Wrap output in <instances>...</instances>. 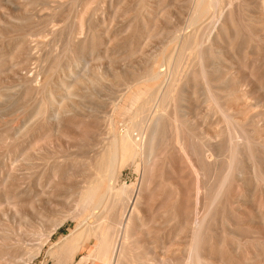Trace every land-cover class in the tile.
<instances>
[{"label":"bare ground","instance_id":"obj_1","mask_svg":"<svg viewBox=\"0 0 264 264\" xmlns=\"http://www.w3.org/2000/svg\"><path fill=\"white\" fill-rule=\"evenodd\" d=\"M79 1H75V8H78ZM87 1L85 0V3ZM107 1L112 7L120 0ZM172 1H174L173 10L177 11L181 8L182 14L184 13L186 17L183 21L184 17L179 16L181 18L179 23L170 24L169 22L170 28L166 25L168 37L171 34V37L177 40L176 44L171 49L169 48L167 54H164L165 49L161 47L155 55L147 56L149 59L145 58L147 61L144 64L138 67L131 66V71H122L123 73L120 72L121 74L114 76L112 80L108 79V74L104 71V74H107L104 75L100 69L101 73L97 71L94 72L96 74L92 73L91 71L95 70L96 66L91 69L89 65H86L84 59V61H78L79 58L76 60V56L74 59L71 56L86 49L89 42L95 38L93 31L98 30L100 21L103 23L101 26L105 28L106 15L103 14L99 20L96 19L94 22L91 21L92 18L88 20L87 10L84 6V11H82V7L80 13H83L82 15L86 16V19L82 18L80 24L78 23L80 32H70V35L67 36L69 39L65 38L68 41L65 49L66 62L57 61V58L52 60L50 56H47L48 60L43 57L47 62L44 61L45 64L40 65L35 71L29 70L27 67L25 69L22 67L23 65L20 68L17 67L15 72H17L18 79L16 81L18 84L14 88L15 90L0 93V101L13 104L12 108L15 110L12 119L2 117L3 112L1 111L0 126L4 131L9 132L10 136L7 140L17 144V147L13 149V154L10 151L0 160L2 198L8 200V191L9 194L10 192L14 193L15 189H20L25 194L29 193L31 190L29 187L33 180L37 187H42L45 184L49 188L46 191L50 189L71 190L70 185L73 184L70 183L71 177H80L73 205L82 210L83 220L70 231L67 237L49 247L47 255L50 258L58 257L61 261L76 264H88V262L93 264H147L148 253H145V250L150 247L145 240L150 236L152 229L158 228L159 236L163 234L164 238L171 239L165 245L166 256H163L162 253L161 259L159 257V260L156 259L158 260L156 264H264L263 150L260 144L252 145L248 137H244V141L236 143L238 137L236 131L243 133V125L237 121L239 117L236 113V104L253 108L255 104L264 100V84L261 81L256 82L257 88H255L256 84L254 83V88L262 94L263 98L257 99L256 96L260 95H256V93L251 97L250 91L252 90L249 88L253 84L250 81L251 74L248 75L249 78L240 81L237 77H239V73L244 72L245 68L243 71L237 69L240 66L236 68L235 57V64L227 66L225 63L226 58L229 59L226 53L228 52V56H231L232 46H235L233 44L237 37L236 28L238 25H244L247 30L253 29V25H259L260 29L257 30L259 34L253 30L250 32L264 44V0H197L198 2L187 0V4H185V0ZM52 2L55 8L61 10L68 1L53 0ZM161 2L158 3L161 4ZM252 2H255L254 6L258 9L255 10V13L250 8ZM85 3L83 5H86ZM141 5L140 9H143L145 4L141 2ZM250 9L252 14L249 13ZM151 10L148 9L145 12L140 10L141 18L147 19L148 24L151 19H161V16L153 15L154 10ZM92 13L95 12L92 11ZM203 18H205L203 21H209L205 26L204 22L190 31L183 32L184 29L195 26ZM157 20L154 22L157 23ZM117 24L120 25V23ZM109 25L111 26V23ZM146 25L144 26L147 27ZM202 25L203 28H201ZM206 27H208L207 31L203 33ZM255 27L258 28V26ZM56 31L50 32L54 35ZM149 36L150 39L151 35ZM144 37L148 42V37L146 35ZM27 39L24 40L26 45L23 43L24 49L31 57L29 60H32L37 58L33 51L35 46L42 47L45 42L40 41V38H33L31 35ZM105 39L109 40L106 36ZM250 39L253 41L252 38ZM231 40L233 44H229L231 46L228 47L230 49L232 47V49L224 51L223 48L229 42L232 43ZM109 41L107 42L111 45L113 42ZM109 44H106L107 47H110ZM144 44L146 45V43ZM102 46L104 47V45ZM21 47L23 46L21 45ZM108 48L105 49V58L110 56ZM234 49L233 51H235ZM94 50V48L89 49L91 55ZM257 50L256 52H258ZM187 51H191L197 60V66L194 70L189 68L190 71H183L184 74L179 76L180 70H183L182 62L186 58ZM241 58L245 59L244 55H241ZM187 61H189L188 58ZM238 61L241 62V60ZM231 62L233 61L231 60ZM241 66L243 65L241 64ZM253 66L255 64H252L251 67ZM163 67H165V75L176 72L175 75L173 74L175 80L169 83L166 89L158 90V81L162 75L159 70ZM236 70L239 71L236 72ZM128 72L132 74L128 75ZM169 76L171 77V75ZM261 78L263 80L264 75ZM104 81L110 87H120L122 99L128 100L133 106L132 117L125 130H119L115 124V117L118 114L129 111L125 105L121 106L113 101L114 103L110 104V115L104 116H100L99 108L101 107L95 103L87 106L86 96L96 98V93L101 94L103 90L99 86L102 88ZM253 82L255 81L253 80ZM152 89H154L153 93L149 92ZM84 91L86 92L84 93ZM145 97L147 98L145 99ZM143 99L145 101L141 104ZM30 100L32 101L30 102ZM30 108L33 110L32 112H30ZM155 108H159L160 111H154ZM3 110L5 111V109ZM26 112L30 117H19L21 113L26 114ZM101 117L102 120H100ZM255 117L254 125L258 130L262 129L263 131L264 111H260ZM223 125L228 143L224 142L226 138L223 133ZM80 129L85 131H81L78 135L77 132ZM73 130L76 131L77 137L85 138L84 141L79 137L81 141H84L83 145L76 143L81 148L79 150L81 152L64 157L59 155L58 157V154L62 152L59 148L62 150L64 147L63 145L58 147L53 143L59 150H55V152L53 149L55 147L49 150L50 160L46 161L47 170L34 171L32 160L38 159L41 153V150L35 146L39 138L49 132V135L51 133L55 138L68 139L69 136L75 134ZM262 131L260 130V132ZM240 135L237 141L241 140ZM63 141L67 144L68 140L64 139ZM86 141L87 143H85ZM259 142L264 144L263 141ZM56 143L60 144L58 141ZM49 144L48 146H53L52 143ZM225 144H227L226 147ZM67 145L71 146L72 143ZM224 149L228 154V159L225 161L228 173L222 178H220L221 173L220 176L218 175L221 183L218 184L220 186L217 185L218 190L214 192L215 177L223 162ZM44 153L46 154V152ZM52 158L57 159L53 161ZM245 162L249 163L250 168L248 165L247 168L251 170V172L248 171L251 175H247L246 168L244 170ZM38 165L40 168L42 164ZM36 166L34 169L38 167ZM128 167L133 168L137 177L131 187L126 183L119 185L124 171ZM78 170H81V174L77 172ZM76 183L73 185L77 186L78 183ZM253 187L254 190H251ZM236 188H239L238 190H241L245 196H248L247 194H250L251 191L262 196L259 205L253 203L249 206L252 215L248 220L243 219L242 210L237 213L239 208L236 209ZM259 200L261 199L259 198ZM15 211L17 213V209ZM67 219L68 217L64 216L53 221L50 230L45 234L41 231L36 232L38 234L34 237L37 239V243L35 241L34 246L27 247L28 245H25L23 239H15L16 242L11 243L13 238L10 237L12 240H8L3 238L5 236H0V264H29L40 256L50 239L52 240L51 237L60 230ZM161 229L162 232H160ZM159 236L157 235V238ZM144 238L145 240L142 241ZM93 240L95 241L93 252L77 262L76 256L85 252L87 244ZM157 240L155 238L154 243ZM153 246L155 245L153 244Z\"/></svg>","mask_w":264,"mask_h":264},{"label":"rangeland","instance_id":"obj_2","mask_svg":"<svg viewBox=\"0 0 264 264\" xmlns=\"http://www.w3.org/2000/svg\"><path fill=\"white\" fill-rule=\"evenodd\" d=\"M0 1H1L0 2V22H2V23H0V36H1L0 37V93L6 92L8 90H11L9 92H13L15 90L14 88H16V86L18 84V82L16 81L18 79L16 77L17 72H15L18 69L17 67L20 68V66L23 65L22 67H24L25 69L28 68L29 70L31 69L32 71H35V69H37L40 65H42L44 63V61H45L44 58H46V60H48L49 56L52 60L57 58V61L59 60V61L66 62L67 57H65V49H66L67 44H68L67 40L69 39V38L67 39V36L70 35V32L78 33V31H79L78 29L80 28L78 23L82 20V18L86 19V16H88L87 17L88 20H91V18H92L93 20H91V21L94 22V21H96V19L99 20L101 18V16L103 14H105L106 15V18H105L106 20L104 22L105 28L102 27L103 23H102V21H100L99 25L97 27L98 30L95 29L93 31L95 38L89 42V45H87L86 49L82 50V52L76 53L77 55L71 53V54H73L71 56V58L74 59V57L76 56L75 57L76 60L79 58L78 61H80V60L84 61L85 60L84 62H86V65H89L91 69L96 66L95 70H93V71L90 70L92 73H94L96 71L99 72V69L103 72V74L105 71L108 74V79H110V80H112L114 76L123 73L122 71H127V70L131 71L132 70L131 66L138 67L139 65L144 64L147 61L146 59H149V58H147V56L151 57L152 55H155L156 53H158V50L161 47H164V49H165L164 54H167L169 51V48L171 49L176 44V41H177L175 38L171 37V34L168 37L167 29H166L167 26H169L168 28H170L171 23L173 24V22L174 23L181 22V18H179V16L184 17V18H182V20L185 19V17H186V15H184V13L182 14L183 10H181V8H180V10H177V11L173 10L174 9L173 8L174 1H172V0H165V2H164V0H159V1L155 0L156 2L155 1L152 2L153 0L152 1L148 0V2H147V0L146 1L145 0H133V1L132 0H120L121 3H120V1H118L119 3L117 2L112 7H110V5L107 3L108 2L107 0H106L107 2L105 0H88L86 3H85V0H83V1L80 0L81 2L79 0H67L68 1L67 4H65L63 9H61V10L54 7L55 5L52 2L53 0H0ZM75 1H79V3H80L78 5V8L74 7ZM161 1H163V2H161ZM185 1H186L185 4H187L188 1L187 0H185ZM194 1L198 2L199 0L198 1L194 0ZM141 2H142V4H145V7L143 9H140L142 6ZM158 2L159 3L161 2V4H159ZM70 3H71V5H70ZM81 3H82V5H81ZM84 3L86 5L87 4H89V5L88 6L83 5ZM155 3H158L159 6H157L158 4L156 5ZM254 3L255 2L251 3L250 8H252V11L254 10L253 12L255 13V10L257 11L258 9L254 6L255 5ZM151 4L153 5V8H152ZM170 4H171V6H170ZM67 5H68V7H66ZM84 6H85L87 13H88V14L86 13L85 17H83V15H82L83 13L82 14L80 13V11L82 10V7H83L82 11H84ZM89 7H90V10L88 11ZM53 9H54V11L56 10L57 12L56 11L54 12ZM148 9H152L151 11L154 10L153 15H155L157 17L161 16V19L160 20L151 19L149 24H148L147 19L141 18V11L145 12ZM92 11H94L96 14L92 13ZM250 11H251V9H250ZM250 11H249V13L252 14L253 12L252 11L250 12ZM89 12H90V14H89ZM54 13H56V14H54ZM21 14L23 17L21 16ZM179 14H182V15H179ZM141 19H143L144 21ZM154 20L155 21L157 20L158 22L156 23V22H154ZM203 20H205V18L201 19L195 26H190L188 29L183 28L184 29L183 32H187V31H190L194 27H198L200 24H203L205 22ZM145 21H147L146 22L147 25H146V23H144ZM169 22H170V24H168ZM208 22L209 21H206L204 23V26ZM108 23L109 24L111 23V26ZM117 23H120V25ZM154 23H155V25H154ZM59 24H60V26H59ZM116 24H117V26H116ZM144 25H146L147 27H145ZM243 26L244 25H238L237 26V28H236L237 29L236 30V36L237 37H236V40L234 41V44H233V41L231 40L232 43L229 42L228 44H226L227 46L225 45L226 48L225 47H224L225 49L223 48L224 51H226V50L228 51V50H231L232 47H233V49L236 47L234 49L235 51H233V49L231 52L229 51L231 56H228L229 53L226 51L227 52L226 56L229 57V59H231L233 54H235V52H236V55H234L233 58L231 59L233 62H231V60H229L228 58L225 57L227 60V61L225 60V63L227 64V66L232 65V63H234V60H235L234 57L236 58V68L238 66H240L241 68L240 67L237 68L240 71H243V68H245L244 72L239 73L240 75L238 74L239 75V77H237L238 80L242 81L245 78H249L248 75L251 74L252 78L250 77L251 78L250 81H251V83H253L252 85H254V83H255L256 87H255V85L254 86L250 85L249 88L252 91H250V89H249V91L251 93L254 92L252 94L250 93V95H251V97H253V95H255V93H256V95H260V96H256V98L259 99L262 97L261 96L262 94H260V92L258 90H256L255 88H257L256 82L261 81L264 84V79L262 80V78H261L264 75L263 74L264 73V70H263L264 66H261L264 64V48H262L264 46V44L262 42L258 41L259 39H257V37H254L252 32H250L252 30H253V32H257V30L259 31V29H260L259 25H253L252 28L253 27L254 28L251 30L250 29L247 30L245 28V26L244 27ZM255 26H258V28ZM101 28H103V29H101ZM201 28H203V25L201 26ZM207 28L208 27H206L203 30V33H205L207 31ZM100 29H101V31H100ZM52 30H57L54 33V35H52V33L50 32ZM104 30H105V32L108 31L107 32L108 35H107V33L105 34ZM165 30H166V32H165ZM68 31H69V33H68ZM238 31H239V33H238ZM95 32H96V34H95ZM65 33H66V35H65ZM257 34H259V32H257ZM30 35L33 36V38H40L41 39L40 41L45 42L44 45H42V47L35 46V48H37V50H35V48H34L33 51L35 52L34 55H36L37 58H35V57H33V58H35L36 60L35 59L29 60L31 57H29V55L27 54V51L24 49L25 47H24L23 43H25V45H26V42L24 40H28L27 38H29ZM104 35L106 36V38H109V40L111 39L112 41L105 39ZM144 35H146L148 37V39L150 37L149 35H151V38L148 40V42L145 39ZM24 38H26V39H24ZM237 38H238V40H237ZM241 38H242V40H241ZM250 38H252L253 41ZM106 40L109 41L110 43L111 42H113V43H111V45H110ZM115 41H117V42H115ZM119 42H120V44H119ZM144 43H146V45L148 47ZM106 44L107 45L109 44L110 47L108 46L109 47L108 48ZM229 44H231V45L233 44L235 46H232L230 49V47H228V46H231V45H229ZM257 44H258V47H256ZM21 45L23 47H21ZM102 45H104V47ZM254 45H256V46H254ZM198 46H199V44L197 45V49H198ZM87 48H89V49L94 48L95 49L93 52V55H91L92 53H90L89 49H87ZM107 48L111 51V53H110V51H108L110 56L105 58V49H107ZM257 48H259V49L257 50ZM256 50L260 54L258 52H256ZM16 51H18V52H16ZM24 52L27 54L28 57L26 56V54ZM87 53H89V54H87ZM24 54H25V56H24ZM190 54H191V51H187L186 58L182 62L183 70L180 68L181 66H179V68L181 69V70L179 69L180 70L179 76L183 75L184 72H186L187 70L190 71V70H194L196 68L197 60L193 57L192 54L191 55ZM80 55H81V57H80ZM241 55H244L245 59L241 58ZM190 57H192V58L190 59ZM187 58L189 59V61H187ZM27 60H29V61H27ZM238 60H241V62ZM36 61H38V62H36ZM29 62H30V64H29ZM45 62H47V61H45ZM128 62H129V64H128ZM227 62H229V63H227ZM237 63H239V65H237ZM241 64L244 67L241 66ZM252 64H255V66L251 67ZM34 65H35V67H33ZM84 65H85V63H84ZM185 66H186V68H185ZM258 66H260V67H258ZM14 68H16V69L14 70ZM189 68H190V70H189ZM96 69H98V70H96ZM164 69H165V67L160 68V70H159L160 72H162V75H161L160 80L158 81V84L160 87V89H159V87L157 88L158 90L166 89V87H168V84L175 80L174 79L175 78L174 73H176V72H170L168 75H165L166 71ZM238 71L236 70V72H238ZM247 72H249V73L247 74ZM99 73H101V72H99ZM99 73H97V74H99ZM106 73L104 75H107ZM244 73H246L247 75ZM94 74H96V73H94ZM130 74H132V73H129L128 75H130ZM169 75H171V77ZM165 79H167L168 81L167 80L165 81ZM253 80L255 82H253ZM103 83L105 86L103 85ZM106 83H107L106 81L102 82V85H103L102 88H101V86L98 85L100 87V89L103 90V91H101L102 95L100 93H96V96H97L96 98L85 95L88 99V100L86 99V101L88 103L87 106H91L92 104L95 103L96 105L101 107V108H99V111H101L100 116H102V115L104 116L106 114L110 115V113H109L110 106H111L110 104L117 102L115 104H119L121 106L125 105L127 107V110H129V111L128 112H121L120 114H118L115 117L116 127L119 130H123V129L125 130L130 118L132 117L131 109L133 108V106L131 105V103L128 100L125 101V99L124 100L122 99V97L120 95V91H119L120 87H110ZM96 89H98V88H96ZM153 91H154V89L150 90L149 92L153 93ZM85 92L86 91H84V93ZM257 93H259V94H257ZM99 94H100V96H99ZM9 95H10V93H9ZM146 98L147 97H145V99ZM256 98H253V99L257 100ZM145 99L141 100L140 103L142 104L145 101ZM99 100H100V102H99ZM31 101L32 100H30V102ZM263 101L264 100L260 101L259 102L260 104L259 103L255 104L254 107H256V108L253 107L251 109L245 107L242 104H236V113L238 114V117H239L237 119V121L243 125V130H242L243 133H241V132L239 133V131H236V135L238 133V135H237L238 137L241 134L240 135L241 140L239 139L240 141H237L238 137L236 136L237 137L236 143L242 142V141H244V137H248L249 140L251 141L252 145L260 144L262 146L263 158H264V146H263L264 144L262 145L261 144L262 142H259V141L264 142V134H263L264 130L263 131H262V129L258 130V128L254 125L255 124L254 121L256 120V119H254V118H256L255 115L257 113H259L260 111L261 112L264 111ZM261 102H262V104H261ZM0 105L2 107L3 106L5 107V108H2L0 106V108H2V109H0V115H1V111H2L3 112L2 117L5 116L4 117L5 119H12L14 116L13 113L15 112L14 108H12L13 104H9V103H5L3 101H0ZM3 109H5V111ZM240 109H242V110L239 112L238 110H240ZM248 109H250V110H248ZM32 111L33 110L31 109L30 112H32ZM154 111L159 112L160 110H159V108H155ZM240 113H242V114H240ZM23 116L25 118L30 117V115H28V112H26V114L21 113L19 115V117H21V118H23ZM240 117L243 120H239V119H241ZM247 117H248V120H247ZM245 118H246V120H245ZM100 120H102V117ZM242 121H244L246 123L244 124V122H242ZM254 127H256V128H254ZM82 128L85 129L84 127H82ZM223 128H224L223 133L225 134L226 131H225L224 125H223ZM0 129H1L0 130V160H1L2 158H4L5 155H8V153H10V151H11V154H13L14 153L13 149L17 147V144L11 143L10 141L7 140V138L10 136L8 131H4L2 129V126H0ZM81 129H80V131L77 132V134L81 133V131H85V130H81ZM246 129L247 130L249 129V131H247ZM260 130L262 132H260ZM73 131L75 134L72 132L71 133L76 135L75 137H72L74 135L70 134L71 136H69L68 139L64 138L65 140H68L67 144L72 143L71 146L67 145L66 142L63 141L64 139L62 140L59 138H55L51 135V133L49 135L48 131H47L48 133H45L46 135H44L42 138H39V141H37L35 143V146H37L41 150V153L39 154L38 159L34 158L32 160L33 170L34 171H42V172L47 170V168H46L47 162L46 161L50 160L48 152H49V150H51V148L55 147V144H56V146L58 145V147L60 145H63V147L65 148V151L67 152L66 153L65 151H63L64 148L61 146L63 149L62 150H61V148H59V149L63 153L60 152L61 154H58V157H59V155L64 157L66 155H71V154L74 155L76 153H80L81 151H79V150H81V148L78 147L76 145V143L78 142L77 144L81 143V145H83L85 138H82V136L77 137L76 131L75 130H73ZM257 131H258V134H256ZM196 132H194V133H196ZM79 137H81L84 141L83 140L81 141V138H79ZM224 137L225 138L227 137V133L225 134ZM47 138H49V139H47ZM69 138L71 139L70 141H69ZM227 138L225 139L226 141L224 140L225 143H228ZM260 138H262V139L260 140ZM56 141H58L60 144H57ZM3 142H4V144H3ZM48 142L50 144L51 143L52 144L55 143V144H53V146H52ZM85 143H87V141ZM48 144L50 146H48ZM4 145H6V146H4ZM81 145H79V146H81ZM226 146H227V144H225V147ZM53 149H54V151L59 150L56 147ZM4 150H5V152H4ZM225 151H226V149H224V151H223L224 156L222 154V160H223V162L221 163L222 166L220 165V168L217 170V176L215 177V184H214L215 187L213 189L214 192H216V190H218V186H220V185H218L221 183L220 178H222V176L224 177L225 174L228 173V170H226L227 167L225 166L226 165L225 161L228 159V157H227L228 154ZM44 152H46L48 157ZM69 152H72V153H69ZM41 155H42V157H41ZM55 159H57V158H52L53 161H55ZM34 160H35V162H34ZM43 162H45V164H43ZM36 163H37L38 167L36 166ZM40 163L42 165L39 168L40 165H38V164H40ZM34 164L37 167L36 169H34L35 168ZM247 165L249 166V163L245 162L244 163V170L246 168L245 172L247 171L246 172L247 175H251V173L250 174L248 173V171L251 172L250 169L248 170V168H250V166L247 168ZM0 167H1V165H0ZM223 169H224V171H223ZM77 172L79 174H81L80 173L81 170H78ZM220 173H221V176H220ZM218 175L220 176V178L218 177ZM71 178H72L70 180L71 184L72 183L75 184V182L78 183L77 186L75 185L76 187L73 184L70 185L71 190L64 189V191H63V189H60V190L59 189H52V190L50 189L49 191H46L49 188H47V186L45 184H43L42 187L41 186L37 187L36 185H34V183H33L34 180H33V181H31V183L33 184V185L31 184L32 187L31 186H30L31 188L29 187V189H31L29 193L25 194V192H22L20 189H15L16 191L14 193L10 192V194L8 191L7 195H9V197H8V200L7 199L5 200L4 198H2L3 194L0 192V195H1L0 196V234H1L0 236H2V237L5 236V237H3L4 239L5 238L8 240L9 239L12 240L11 238H13L14 240L15 239L16 240L23 239L25 245H28L27 247L34 246L37 243V239L34 236L36 234H38L39 231H41L43 234H45L50 230L51 224L53 223V221H56L59 218H62L64 216L68 217L67 221L60 228V230H58L51 237L52 240L50 239V241L48 242L47 246L44 248V250L40 254V256L33 259L29 264H76L73 262L61 261V260H59L58 257H55L53 259L47 255V251L52 244L57 243L60 239L67 237L70 234V231L75 229V227L78 224H80L81 221L83 220L82 210L80 208H75L73 205L74 197H76V194H77L76 191L78 190V186H79V182H78L79 180L78 179L80 177L76 176L74 178L73 177H71ZM76 178H77V180H76ZM136 178L137 177L133 172V168L128 167L124 171L123 177H122L119 185L126 183L127 186L131 187L136 182ZM217 179H218V181H217ZM238 189L236 188V209L239 208L238 209L239 211L238 210H236V211H238L237 213H239L240 210H242L243 212L241 211V215H243V217H244L243 219L245 220V218H246V220H248L249 216L252 215V213H250L251 210L249 209V206L252 205L253 203L255 205L256 204L259 205L258 203H260L262 201V198H261L262 196H260L261 194H259V193L255 194L254 191H253V193L251 191L250 194L249 193L247 194L248 196H245V194L243 195V192L241 190H238ZM251 190H254V187ZM65 191H66V193H65ZM247 197H248V199H247ZM259 198L261 200H259ZM70 199H72V200H70ZM68 200H69V202H68ZM241 201H242V203H241ZM69 204L71 205V207ZM22 205H24L23 206L24 208L22 207ZM72 205H73V207H72ZM242 207H243V209H242ZM69 208H70V211H68ZM16 209H17L18 216H17V213H15ZM15 215H16V217H15ZM158 231H159L158 228H156V229L154 228L151 230L150 236L148 238L146 237V240H145V238L142 239V241L145 240V242H147V244H149V247L151 248V249L149 248V249L145 250V253L147 252L149 254V255L147 254V256H146V258H148L147 264H150L152 261L154 262V264H156V262L159 260V258L161 259L160 256L162 255V253L164 254L163 256H166L165 254H167L166 252H164V251H166L165 245H167V242L171 238L168 237L166 239V238H164L165 235H163V234H160L161 236H159V233H157ZM36 232H38V233H36ZM160 232H162V229L160 230ZM157 235L159 236L158 238H157ZM24 236H26V237H24ZM154 237L158 240L160 238V241H159L160 243L158 242V240H157V242L155 241V243H154V240H155ZM27 238H28V240H27ZM14 240L11 243H13V242L15 243L16 240L15 241ZM35 241H36V243H35ZM163 241L166 244L165 243L163 244ZM153 244L155 246H153ZM156 244H158V246H156ZM94 245H95L94 240L89 242L86 246L87 250L76 256L75 259L77 260V262L80 261L82 257H85L86 255L91 254L94 250V248H93ZM149 251L151 252V254ZM158 254H159V256H158ZM155 255H157V256H155ZM153 256L156 258H154ZM149 258H150V260H149ZM156 259H158V260H156ZM154 260H156V261H154ZM88 264H93V263L88 262Z\"/></svg>","mask_w":264,"mask_h":264}]
</instances>
